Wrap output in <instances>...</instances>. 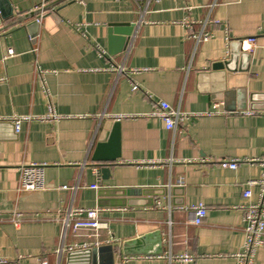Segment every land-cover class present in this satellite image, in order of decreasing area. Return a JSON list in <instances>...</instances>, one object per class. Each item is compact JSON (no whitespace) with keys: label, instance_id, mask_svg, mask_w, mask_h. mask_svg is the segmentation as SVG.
Returning a JSON list of instances; mask_svg holds the SVG:
<instances>
[{"label":"crops","instance_id":"crops-1","mask_svg":"<svg viewBox=\"0 0 264 264\" xmlns=\"http://www.w3.org/2000/svg\"><path fill=\"white\" fill-rule=\"evenodd\" d=\"M7 1L13 17L0 26L51 0ZM36 18L34 41L23 28L29 21L0 33V118L49 109L60 118L24 121L18 133L0 120V258L237 264L245 240L241 194L261 167L220 162L264 156V0H67ZM184 19L194 21V32L206 19L218 24L208 23L211 37L195 46ZM111 24L133 26L125 44L121 34L110 39ZM249 37L256 38L252 52L240 42ZM8 48L14 55L5 57ZM231 52L233 71L212 69ZM160 100L188 113L175 130L150 116ZM215 103L224 114L206 116ZM115 122L120 158L103 179L92 156L110 131L104 126ZM28 163L47 165L46 189L18 190ZM256 199L252 189L249 201ZM199 204L207 212L196 226L191 207ZM75 208L100 209L96 235L64 231ZM152 233L160 235L158 253H121L124 241ZM262 240L254 264H264Z\"/></svg>","mask_w":264,"mask_h":264},{"label":"built area","instance_id":"built-area-1","mask_svg":"<svg viewBox=\"0 0 264 264\" xmlns=\"http://www.w3.org/2000/svg\"><path fill=\"white\" fill-rule=\"evenodd\" d=\"M214 4L211 5L213 7ZM208 23L218 24V21L206 19L201 23V28L194 32L192 27L194 21L184 19L182 21L183 26L191 31L189 37L193 39L195 46L202 42L207 41L211 37V33L206 30ZM228 41L230 39L227 38ZM246 44V51L252 52L257 44L255 37H249L240 41ZM14 55V50L8 48L5 57ZM133 90H137L136 84L132 85ZM155 108L150 116H156L160 118L165 125L167 130H175L178 123L182 122L188 113H184L177 108L171 107L166 101H156ZM244 115H253L254 111H243ZM206 116L221 115L224 112L218 109V104H213L211 110L204 113ZM60 116L56 115L52 109H49V114L45 116H12L7 118H0V120H7L13 124L15 133L19 132L20 124L24 121H51L57 120ZM119 120L120 117H115ZM242 163H257L261 167L260 177L257 179H250L246 181L242 191L243 203L239 206L243 211L244 220V245L242 250L235 255L237 264H254L256 253L258 248L263 244L262 236L264 234V156L261 159H233L230 161H221L220 166L223 168L236 169ZM45 163H28L20 167V178H19V191H41L46 189L44 171L46 168ZM96 185H92V188H96ZM60 189H69L68 186L63 185ZM252 189L257 191V199L255 202H250L252 197ZM193 214L192 223L196 226L200 225L206 217V208L199 204L191 207ZM101 225L100 222V209L97 208H75L71 209L66 216L63 218L64 231L70 228L73 232L80 231H92L94 235L98 231ZM84 243L82 247H85ZM73 247H77L76 245ZM179 260L189 261L192 260L189 256L178 257ZM0 264H19L18 261H9L0 258ZM41 264H46L42 262Z\"/></svg>","mask_w":264,"mask_h":264},{"label":"water","instance_id":"water-1","mask_svg":"<svg viewBox=\"0 0 264 264\" xmlns=\"http://www.w3.org/2000/svg\"><path fill=\"white\" fill-rule=\"evenodd\" d=\"M67 1V0H51L50 2L46 3L45 5H41L37 8H35L32 11H29L27 13H24L15 19L11 21L10 23L6 25L0 26V33L11 26L17 25V24H24L23 28L27 30V33L29 35V38H31L32 41L35 40L38 27H39V21L36 18L40 14H42L44 11L50 10L56 5ZM73 0H69V3H72ZM13 17V9L10 7V4L7 0H0V22L7 20L9 18ZM111 29L109 30L110 33V39L113 41H116L118 37L115 34H121L119 38L123 40V44H125L127 37L130 36L133 26L126 25L125 28L121 29L120 25H109ZM231 52V55H229L228 59H224L222 61H218L212 64L213 70H226V71H233V69L230 68L232 60L235 58ZM110 128L109 133L107 134V138L105 139L106 131H103V137L102 139L97 143L95 147V151L92 156V161L97 163L100 167V171L102 173V178L106 179L107 174L109 172V167L114 164L119 158V123L115 122L111 126L105 125L104 129L108 130ZM156 236V237H155ZM160 235L159 234H147L141 237H138L136 239L124 241L121 244V253L125 256L128 255H139V254H156L159 252L160 246ZM157 247V250H154V247ZM118 247V246H117ZM78 252L70 253V255H74Z\"/></svg>","mask_w":264,"mask_h":264}]
</instances>
